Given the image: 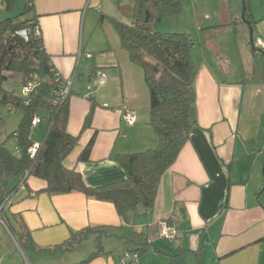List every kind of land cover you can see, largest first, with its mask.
I'll list each match as a JSON object with an SVG mask.
<instances>
[{"label": "crops", "instance_id": "0c3cea01", "mask_svg": "<svg viewBox=\"0 0 264 264\" xmlns=\"http://www.w3.org/2000/svg\"><path fill=\"white\" fill-rule=\"evenodd\" d=\"M35 3L54 66L62 77L73 78L68 131L80 140L64 164L80 172L90 187L121 180L125 172L114 161L116 155L157 145L149 125V91H127L128 84L135 80L139 85L144 74L130 62L116 30L113 40L97 35L92 43L94 34L88 38L87 28L93 20L102 25V16L127 17L130 20L120 21L131 23L134 6L123 0ZM262 23L264 43V19ZM221 47L213 37L207 41V55L201 59L196 83L197 127L163 174L152 209L140 208L125 223L111 202L80 192L48 194L42 192L46 182L34 177L24 187L13 180L6 188V226L0 223V264H79L98 251L99 234H90L71 252L50 253L47 249L88 228L110 230V235L102 236L103 243L106 239L120 244L128 241L133 248L148 241L151 247L145 256L135 259L132 255L127 263L123 260L127 252L117 256L104 247V252L87 264H264V202L258 199L264 188V146L261 135L247 134L258 107L257 92L248 73L236 80L227 78L232 69L221 65ZM242 54L248 68L247 55ZM256 54L260 53L252 51L249 58ZM83 60L93 61L89 68L106 75V85L97 87L95 77L88 84L90 92L74 90L77 80L81 83L84 77ZM245 85L252 88L246 90ZM91 98L96 106L91 125L84 129ZM126 111L136 116L132 126L123 121ZM43 132L37 140L33 134L34 141L39 142ZM94 136L90 161L79 162V155ZM160 222L176 229L174 242L159 235ZM29 232L40 250L21 234Z\"/></svg>", "mask_w": 264, "mask_h": 264}, {"label": "trees", "instance_id": "16d2710c", "mask_svg": "<svg viewBox=\"0 0 264 264\" xmlns=\"http://www.w3.org/2000/svg\"><path fill=\"white\" fill-rule=\"evenodd\" d=\"M35 1L27 0L24 11L18 16L0 20V108L7 107L10 112L22 114L20 124L11 134L16 151L12 153L4 142H0V203L7 197L8 183L18 180L20 186H26L28 179L34 177L46 182L42 192L48 194L80 192L98 201L111 202L122 220L129 223L140 208H153L163 174L175 163L197 127L195 83L199 68L192 55L194 44L187 34L160 33L153 26L164 18L179 14L182 0H134L131 23L108 17L130 62L143 70L150 97L149 125L157 137V145L116 155L114 161L124 170L125 178L97 187L88 186L80 172L64 164L80 140L79 136L68 131L72 91L64 99L58 95L67 79L58 72L46 50ZM15 2L3 0L7 11L13 9ZM244 20L248 24L258 23L249 19L247 14ZM98 73L92 68L90 76L97 78ZM17 76L16 87H20V94L16 89L8 90L4 86L7 80ZM28 84H32L33 90L23 96L22 91ZM90 101L91 110L84 129L91 125L96 106L94 98ZM36 118L40 122L34 125ZM40 125H45L44 132L36 142L33 134ZM94 143L95 136L79 155V162L90 161ZM35 144L38 148L31 154ZM5 215L4 210V218ZM95 233L99 234L98 251L79 263L87 264L104 252L102 236L110 235V230L84 229L72 233L66 243L47 250L50 253L57 250L71 252ZM21 234L40 250L30 232ZM125 244L127 253L139 257L145 256L151 247L148 241L133 248L128 241Z\"/></svg>", "mask_w": 264, "mask_h": 264}, {"label": "rangeland", "instance_id": "374dc122", "mask_svg": "<svg viewBox=\"0 0 264 264\" xmlns=\"http://www.w3.org/2000/svg\"><path fill=\"white\" fill-rule=\"evenodd\" d=\"M26 1L16 0L13 9L7 11L3 0H0V20L21 14L24 11ZM123 2L134 6L132 4L134 0H123ZM245 14L248 15L249 19L258 23L250 24L249 26L248 22L244 20ZM121 19L122 21L130 20L127 17H121ZM263 19L264 0H182V10L179 14L164 18L156 25H153L154 29L160 33L187 34L194 44L192 55L198 68L201 66V59L207 55H205L207 41L213 37L215 42L222 45L223 57L221 65L225 69H232L227 78L236 80L243 73L250 74V77L254 80V90L257 92L256 102L258 107L254 111L247 134L255 138L261 135L262 146H264V56L259 51L264 49V43L261 40L263 36ZM104 21L101 25L100 23L97 24L98 21L93 20V24L87 28L88 38L89 35L94 34L92 36V43L96 42L97 35H107L109 40H113L114 35L116 38L117 34L114 30V25L108 18H105ZM97 28L98 31L95 33ZM251 38L254 48L258 49V53L260 54L249 58L254 49L250 44ZM242 53H246L247 55L246 64L248 68H246L243 62V56L245 55ZM92 62L87 60L82 61L84 77L81 79V83L78 81L79 79L77 80L74 90L78 92L82 90L83 93L90 92L87 90L90 87L88 84L95 78L90 77L91 68L89 66H92ZM134 67L142 71V68L139 66ZM243 67L246 69L244 72ZM15 78L7 80L4 86L8 90L16 89V92L20 94V87H16L19 76ZM133 82V84H128L127 91H149L144 80H139L141 85H138L135 80ZM196 83L195 88L197 90ZM245 86L246 90L252 88L250 86L247 87V85ZM21 120L22 114L20 112H10L7 107L0 108V142H4L6 148L12 153L16 151V143L11 134L16 130ZM43 126L45 125H40L35 129L34 137L36 140L43 132ZM258 199L264 202V188ZM160 240L166 243L164 239ZM104 241L103 247L106 249L111 248V250L116 252L117 256L118 253L122 255L127 252L125 243L120 244L115 239H106Z\"/></svg>", "mask_w": 264, "mask_h": 264}, {"label": "built area", "instance_id": "2783aa9c", "mask_svg": "<svg viewBox=\"0 0 264 264\" xmlns=\"http://www.w3.org/2000/svg\"><path fill=\"white\" fill-rule=\"evenodd\" d=\"M87 58L89 59L92 58V55L91 54L87 55ZM66 79L67 81L62 83V86L60 87V90L58 93L59 97H61L62 99L67 97V95L69 94L71 90L72 83H73V78H66ZM96 85L99 88L106 85V75L105 74L101 72L97 74ZM89 89H91V87H89ZM32 90H33L32 84H28L27 86L24 87L22 91L23 96L29 95V93ZM123 120L127 125L132 126L136 123V116L133 113L126 111L123 114ZM39 122H40L39 118H36L34 121V125L38 124ZM37 148H38V144H35L31 149V154H34ZM21 187H24V185L21 184ZM6 203H7V199H5L2 203H0V223L4 226H6V222L4 218V210L6 207ZM159 235L162 238H165L170 242H174L176 239L177 231L174 227L169 226L166 222H160L159 223ZM133 257L135 259H138L139 255L135 254L133 255ZM123 260H124V263L131 262L132 254L126 253L123 257Z\"/></svg>", "mask_w": 264, "mask_h": 264}, {"label": "water", "instance_id": "95a60500", "mask_svg": "<svg viewBox=\"0 0 264 264\" xmlns=\"http://www.w3.org/2000/svg\"><path fill=\"white\" fill-rule=\"evenodd\" d=\"M249 26H250V24H248ZM251 33H252V31H251ZM250 44L252 45V47L254 48V45H253V41H252V38H251V42H250ZM260 53H262V54H264L263 53V51L261 50V51H259Z\"/></svg>", "mask_w": 264, "mask_h": 264}]
</instances>
